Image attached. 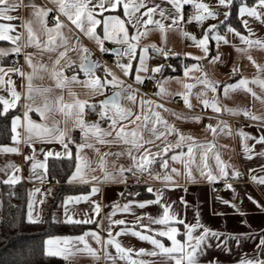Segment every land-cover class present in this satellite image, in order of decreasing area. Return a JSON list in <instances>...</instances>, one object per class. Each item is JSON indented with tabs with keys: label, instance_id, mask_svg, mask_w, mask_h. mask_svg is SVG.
<instances>
[{
	"label": "snow or ice",
	"instance_id": "snow-or-ice-1",
	"mask_svg": "<svg viewBox=\"0 0 264 264\" xmlns=\"http://www.w3.org/2000/svg\"><path fill=\"white\" fill-rule=\"evenodd\" d=\"M50 2L54 7L49 8L38 4L36 0H27V3L24 0H0V41L11 43V47L0 48V57H8L10 54L17 57L23 55L24 64L31 69V71H25L22 66H19L18 59L14 60L10 66H0V117L7 119L8 116H11V139L17 145L14 147L0 145V152L19 153L18 145L20 143L27 145L32 154L26 155L24 158L26 161H31L30 172L34 173L36 169H44V172L39 176H32L41 182H44L48 177L46 163L48 158H59L67 154L69 159L74 158L75 160V169L71 175H68L67 182L71 184L78 181L83 185L91 184L90 190H86L80 195L67 196L63 201L65 205L63 222L74 227H85L86 230L77 236H49L43 241V251L39 255L69 259L79 253H87L99 259V254L102 252L106 264H117L118 260L126 261L127 264H222L217 257L209 258L210 250L215 249L218 252L231 254V242L234 241L239 247L245 240H252L256 242L254 254L251 258L245 254L237 264H264V230L227 232L214 229L202 223L198 209L195 211L194 222H187L184 217L179 215L177 202H169L165 199L167 190L180 187L174 177L184 175L187 181H194L197 178L194 173H199V178L206 179L209 183L223 181L225 189H230L234 198L233 200H224L218 197V199H221L224 205L231 207L239 216L246 217V213L234 202L237 196L236 188L227 182L229 169H231L233 178H239L241 173L235 165L229 164L221 158L214 144L218 135H232V128L222 120L218 121L216 125H204L203 130L211 132L213 140L202 142L191 132L186 133L174 123H170L164 118L162 111L170 113L179 120L191 121L193 124H203V116L173 112L163 104L146 99L138 88H133V84L143 85L146 81H155L154 86L157 91L154 94L163 96L166 94L165 83L174 79L176 82L182 83L184 89L174 95L182 97L184 105L190 110L194 111L198 104L202 103L205 109L211 108L217 114L227 112L239 115L242 113L243 116L253 121H259L255 125L260 133L258 136L250 135L243 128L236 129V132L240 137L243 153L247 159L256 155L264 157V114L258 115L248 108H230L227 105H221L219 99L221 89L225 98L229 97L232 92L243 90L264 104V64L258 63L249 54V49L253 47L264 50V37L253 38L255 33L250 26L249 19L264 25V0H254L251 5L247 3V0H243L237 7V17L247 35H244L230 22L236 0H212L215 8L210 2H204V0H164L167 5H170V8L161 7L159 3H156V0H151V2L149 0H50ZM21 6L30 9L32 16L44 26L47 42L41 45L34 34L31 26L32 21L26 20L20 27L26 30L28 38L21 44L24 34L16 31V25L12 23L19 17L10 14ZM185 6H190L192 11L186 12ZM219 9L225 10L221 12ZM53 11L56 15L52 17L53 26L49 28L46 18ZM157 13L159 18H155ZM221 15L223 16L222 20L208 24L206 28L203 27L207 20L217 19ZM61 17L66 18L68 23H65ZM166 21L170 22L166 23ZM193 21L201 27L202 35L197 36L185 30L184 25ZM220 28L224 29V34L218 31ZM62 29H67L70 35L66 37ZM169 30H179L186 40L191 41V46L198 48L201 54L193 56L188 52L171 51L164 40L165 33ZM154 31L160 33L161 44L143 43V40L149 38ZM14 32L15 35H12L11 33ZM77 33L93 41L101 55L111 54L114 57V67L106 61L92 59V50L80 42V36ZM229 34L232 36V40L228 38ZM57 37H59L60 44H57ZM237 38L241 45L246 47L233 43ZM107 41L113 42L116 46L106 47L105 42ZM210 41H215V54L211 52ZM32 45L48 52L58 51V55L51 61V67L44 63H34L35 54L27 51V48ZM221 45L233 47L238 53L245 55L256 68V75L251 79L245 77L242 75V66L233 63L227 75L229 81L234 82L210 78L204 71V62L212 66L226 65V61L222 58ZM61 47L63 50H60ZM70 52L76 55L78 63L68 55ZM149 52L165 61L172 58L178 59L181 55L191 56L196 63L184 65L183 76L187 78L193 72H199L200 75L193 78L194 83L183 82L180 77H165L163 76L165 69L174 72L177 70L176 67L169 63L150 65ZM65 70L72 71L73 75L65 76ZM41 73L49 74L53 81L51 87L34 86L33 79L39 77ZM78 73H83V80L79 79ZM157 74L162 79H157ZM121 75L127 80H131L132 83L121 79ZM14 76H19L20 80L24 82L19 84L22 90H18V82L14 80ZM237 77L239 78L237 79ZM73 82L80 84L92 95L103 96L109 86L119 90L113 92L112 95L104 96L98 101V104H89L87 100L76 98H73L69 103L64 101L62 95L57 96L55 100H50V94L54 89H63ZM250 84L258 85L261 93L258 94L252 87H249ZM196 85L202 87L199 92L195 93L198 104L194 105L189 97ZM123 93H127V95L124 96ZM37 94L43 97L42 104H37ZM70 95L74 94L70 93ZM137 96L140 97V112L122 107V99L135 103ZM21 102L22 116L13 115L11 112L13 109L17 113L20 112ZM97 108H99L98 112ZM86 109L96 113L95 121L85 120ZM55 111H59L63 115L65 127L59 126L60 121L53 116ZM33 112L38 113L45 123L34 121L30 115ZM50 118L51 126H48L46 122ZM137 121L141 123L138 124ZM68 122H71L72 129L78 128L81 132V143L75 145L74 157L70 150V144L75 143V140L71 135L72 129L66 126ZM102 122H107L108 127L102 128ZM128 125H134L131 131L128 130ZM20 127H23L27 133L22 138L18 132ZM144 131L150 135L145 137ZM89 140L100 144L123 143L129 147L126 152L103 154H99V149L96 148L99 158L97 168H92L87 158L81 155L82 149L95 148L94 143H90ZM250 140L261 146L259 153L254 151V146H249L248 141ZM37 141L59 143L63 151L42 147L37 153L36 148L33 147ZM185 146L187 151H184ZM38 155L43 156L44 160H38ZM124 155H127L129 159L128 165L121 164L116 167V161H113L112 170L109 171L106 167V157ZM210 157L215 160V169L209 164ZM175 163L182 165V170L172 166ZM156 165L163 170V174L154 172ZM5 168L11 169L13 173L20 171L19 165L14 163H9ZM137 172L147 174L150 179L161 182L162 186L159 188H154L151 185L146 187V191L153 194L154 199L142 201L127 199V202L123 204L113 201L110 205L100 202L98 199L101 192L99 185L124 184L126 190L128 182L126 174L132 173L133 177H136ZM247 174L251 182L264 189V164L260 165L258 173L255 169H248ZM21 179L19 175H9L3 183L16 185ZM136 179L139 183V178L136 177ZM57 182L59 183V181ZM34 192H40V189H33L29 192L27 220L31 224H38L41 221L39 213L33 211L32 195ZM50 192L51 189H49ZM12 195L14 193H9V196ZM118 195L124 198L125 192L122 191ZM128 196L137 197L139 193L129 192ZM247 198L261 212H264V204L255 200L250 194H247ZM81 201L88 204V209L85 210L83 217L76 218L68 214L66 206L70 202L79 203ZM179 204L184 206L185 212L190 206L183 197L180 198ZM150 205H158L160 213L153 216L147 212L141 215H136L133 212V207L143 210ZM105 207L111 208L106 216L102 215V209ZM130 212H133L134 216L131 223L138 226L140 230L136 227H129L125 219L114 218L117 213ZM215 214L223 215V213ZM145 218L148 223L143 222ZM15 220L14 216L0 217V226L14 227L16 226ZM53 220H55V216H53ZM241 224L251 228L247 219H242ZM89 225L94 227H87ZM179 226H182L183 231ZM116 228L119 230L114 231ZM102 233H107V235ZM123 234H131L141 241H147L153 246V249L139 248L135 250L136 255L133 257L131 254L134 249L123 246L117 239ZM157 237H166L171 241L170 246H166L162 239ZM178 237H182V239ZM89 238L99 247L93 248L89 243ZM109 247L115 249V254L109 251ZM145 254L157 257V260L139 258ZM37 259L38 253L35 249H25L21 246L13 258L10 261H5L4 264H36Z\"/></svg>",
	"mask_w": 264,
	"mask_h": 264
},
{
	"label": "crops",
	"instance_id": "crops-1",
	"mask_svg": "<svg viewBox=\"0 0 264 264\" xmlns=\"http://www.w3.org/2000/svg\"><path fill=\"white\" fill-rule=\"evenodd\" d=\"M25 3H27V0H24ZM38 4L44 5L46 7H54V5L50 2V0H36ZM151 2V0H149ZM204 2H210L212 6L215 8L214 2L212 0H204ZM156 3H159L161 7L170 8V5H167L164 0H156ZM252 4V3H251ZM249 4V5H251ZM223 10V9H219ZM186 12L192 11L191 7L189 9L185 8ZM13 16H18L19 19H16L12 21L14 25H16V31L23 32V38L21 40V44H23L27 40V32L25 29L21 28L20 25L24 23L26 20L32 21V28L34 31V34L36 38L40 41L41 45L45 42H47V33L44 32V26L40 24V22L31 14V10L28 8H25L21 6L18 10L13 11L10 13ZM155 18H159V14H156ZM223 18V16H222ZM65 23H68L66 18L62 17ZM250 19V26L253 28V32L255 33V36L253 38H259L264 37V25L259 24L258 22L252 21ZM170 21H166V23H169ZM217 23V19H209L207 20L203 27H207L208 24ZM46 24L47 27L51 28L53 26L52 19H49V17L46 18ZM240 30L244 35H247L246 30L243 28ZM184 28L189 33L195 34L197 36L202 35L201 27L197 25L195 21L192 23L184 25ZM65 36H69L67 29H62ZM218 31L221 34H224V29H218ZM102 32V28H101ZM12 35H15L14 33H11ZM80 36V42L83 43L84 46L88 47L89 49L94 48L97 49L94 42L88 40L87 37H84L82 34L77 33ZM230 40H232V36L229 34L228 37ZM164 40L171 51L177 52V53H192L193 56L200 55L201 52L198 48L195 46H191V41L186 40L180 33L179 30H169L165 33ZM74 43V41H72ZM143 43H156L157 45L161 44V35L158 31H154L149 38H145L143 40ZM238 46L246 47L245 45H241L239 39L233 41ZM57 44H60L59 37H57ZM105 46L108 48L115 47L116 45L111 42L107 41L105 42ZM4 47H11V43L7 41H0V48ZM210 49L213 54H215L216 51V44L215 41H210ZM60 50H63L62 47ZM28 52L34 53V63H44L51 67V61L55 59L56 55H58L57 52H48L47 50L43 48H37L35 45L29 46L27 48ZM221 52L223 53V60L226 61L225 64H219L217 66L209 65L207 62H204V71L207 72L210 78L218 79L220 81L224 82H234L229 81L228 73L231 70L232 64L236 63L240 66H242L243 71L242 75L245 77L251 79L256 75V68L248 61L245 55L238 53L235 48L230 46H224L221 45ZM249 54L253 56V58L260 64H264V50L258 49L256 47H253L249 49ZM68 55L72 56L74 60H77L78 58L74 53H68ZM11 54L8 57H0V66H10L9 64V58ZM149 56L151 59L149 60L150 65H156L159 63H163V59L160 57H157L154 53L149 52ZM51 57V59H50ZM177 63H180V66L178 68V71H168L165 69L163 76L165 77H180L183 82L187 83H194V77L199 76V72H193L190 74L189 77L185 78L183 76V66L184 65H190L192 63H196V61L191 56H183L181 55L178 59L176 58ZM185 60H188L187 63H184ZM170 64V63H169ZM25 71H31L27 67V65L24 64V60L22 59L21 65ZM65 76L71 77L73 75L72 71L65 70L64 73ZM79 79L83 80V73H78ZM14 80L18 82V90H22L19 87L20 83H24L20 80L19 76H14ZM239 77H237L238 79ZM157 79H162V77L157 74ZM155 82V81H154ZM33 84L36 87H51L53 84V81L51 80L48 73H41L39 77H36L33 79ZM166 89V94L163 96H147L144 95L146 99H152L156 101L157 103L163 104L166 108L172 110L173 112H181L185 114H192V115H201L204 117L203 124H193L191 121H184L179 120L176 117L172 116L170 113H164L162 110V115L165 119H167L170 123H174L177 127H179L184 132H191L198 140L204 141H212L213 136L211 132H206L203 130V126L207 124L216 125L218 121L222 120L227 122V124L232 128V135H225L220 134L218 135L215 140L214 144L216 146V151L219 152L221 155V158L226 161L229 164L235 165L236 168L239 171H244L247 178V170L248 169H255L259 170V167L261 164H264V157H259L258 155L252 156L251 159H247L243 153V147L240 143V137L238 133L236 132V129L243 128L244 131L248 132L252 136H258L260 133L257 131V128L255 125L259 123V121H253L250 118H247L243 116V114L234 115L227 112H222L220 114L214 113L211 108H204L203 104H198L196 100L195 93L199 92L201 89V85H196L193 90L192 94H190V100L194 105L198 106L195 108V110L188 109L184 103L182 97L177 94L181 91H184L182 83L176 82V80H170L165 83L164 85ZM249 87H252L254 91H256L258 94L261 93V90L258 85L250 84ZM109 89V88H108ZM108 89L105 91L104 95H92L87 92V89L82 87L78 83H70L63 89H54L52 93L50 94V100H55L57 96H63V99L65 102H71L73 98L76 99H82L87 100L89 104L97 103L101 100L104 96L108 95L111 92H108ZM119 89H115V91H118ZM113 91V92H115ZM157 91L156 88H154V93ZM70 93L74 95H70ZM141 93V92H140ZM142 94V93H141ZM124 96L127 95V93H123ZM219 99L221 105H227L230 108H248L251 109L254 113L261 115L264 114V104H261L259 100H255L250 94L245 93L243 90H238L235 92H232L229 97L225 98L222 93V89L220 90ZM140 97L137 96V99L135 103L132 101H128L127 99L121 100V105L124 108L131 109L134 112H140ZM36 102L37 104L43 103V97L39 94L36 95ZM87 110V109H86ZM159 110V109H158ZM99 111V108H97V112ZM23 113V107L21 102L20 112L17 113L22 116ZM16 115V114H15ZM31 118L36 121L37 123H45L41 120V117L38 113H30ZM53 116L56 120L60 121L59 126L65 127V120L62 114L59 113V111H55L53 113ZM209 117H212V119H209ZM97 119V115L95 113L94 116L90 117L89 113L86 111L85 120L87 121H95ZM239 120H246V122L241 125L239 124ZM48 126H51V118L46 122ZM127 123V122H125ZM137 123H141L140 121H137ZM69 129H72L71 122H68L66 125ZM102 128H107L108 124L107 122L101 123ZM128 130L131 131V129L134 127V125H128ZM150 127V125H149ZM10 128H11V122H10ZM139 131V129H138ZM18 132L21 135V138L27 133L25 132V129L23 127L18 128ZM71 135L73 139L75 140V143L70 144V150L73 153V157L75 155V145L77 143H81V132L80 129H72ZM143 135L145 137H148L150 133L147 131L143 132ZM111 139V138H108ZM171 139V137H170ZM90 143H94L95 148L89 149L85 148L82 149L81 155L83 157H86L89 161L90 167L97 168V161L99 158V154H103L106 152H121L127 150L129 147L128 145H125L123 143H113V144H100L94 140H89ZM248 144L250 147L254 146V151L256 153H259L260 151V145H256L254 141H248ZM0 145H6L9 147L17 146L14 144V142L11 141L9 143L0 144ZM20 151L19 153H4L0 152V155L3 156L5 159H8L12 161V163L19 165L20 171L18 173H13L10 169L9 173L6 175L5 179L8 178L9 175H19L21 176V180L25 181L29 185V192L33 189H40V192H34L32 195L33 199V211L39 213V218L41 219L45 213L46 204L48 203L53 188L58 184L56 181L53 184H50V179L47 177V179L44 182H41L39 179L32 178L33 175L39 176L42 172H44V169H36L33 172H30V166L31 161H26L25 156H30L31 149L28 148L27 145L20 143L18 145ZM33 147L36 148L37 153L39 152L40 148L45 149H54L55 151H63L62 146L59 143H40L35 142L33 144ZM96 148L99 149V154L96 152ZM184 151H187V147L185 146ZM62 157L69 158L67 154L63 155ZM37 159L40 161L44 160L43 156L38 155ZM106 167L109 171L112 170V162L116 161V167H119L121 164L127 166L129 163V159L127 155L116 157V156H108L106 157ZM47 163V161H46ZM209 164L210 166L215 169V160L213 158H209ZM172 166L180 168L182 170V165L179 163H175ZM75 169V160H74V168ZM72 170V171H73ZM154 172H159L163 174V170L159 168L158 165L154 166ZM98 174V173H97ZM71 175V173H70ZM128 176V182H127V189L125 190L124 184H101L100 189L101 192L98 196V199L100 202H102L105 205H110L113 201H119L121 204L127 202V199H136V200H145V199H154L153 194H150L146 191V187L151 185L154 188L161 187V182L150 179L147 174L144 175L143 182L137 183L136 177H133L132 173H127ZM194 175L197 177L194 181H187L184 177V175L176 176L174 179L179 183L180 187L176 189H169L166 191L165 199H167L169 202L176 201L177 202V211L181 217H184L187 222H194L195 220V211L198 209L200 213V219L202 223L206 224L207 226L218 229L221 231H227V232H247L250 230L260 231L264 230V212H261L255 204H253L251 201L248 200L247 194H250L255 200L259 201L260 203L264 204V189L257 186V184L253 182H238L233 184V186L237 190V196L235 198V203H237L243 212L246 213V217L239 216L231 207L224 205L221 202L222 198L224 200H233V192L230 189H225L224 182L223 181H217L214 183H209L206 179L199 178V173H194ZM229 177H231V169H229ZM20 180V181H21ZM250 180V179H249ZM66 184L73 185V186H80L85 187V189L81 192H78L76 194H70L67 196H75L80 195L84 193L86 190H90L91 184L83 185L79 183L78 181L73 183H68L66 181ZM221 187V188H219ZM49 189H51V192L49 193ZM187 189V191H185ZM124 191L125 197L121 198L119 197L118 193ZM129 192H136L139 193V196L137 197H131L128 196ZM143 194H148L147 196H144ZM65 197L62 199L60 205L57 209H55L52 212V215L55 216V220L64 221L65 219V205L63 203ZM183 197L186 201H188V204L190 205L186 212L184 209V206L182 204H179L180 198ZM43 201V203H41ZM68 214L73 215L76 218H82L84 215L85 210L88 209L87 202L81 201L79 203L76 202H70L67 206ZM111 211L110 207H105L102 209V215L106 216L108 212ZM160 209L158 205H150L147 206L145 209L141 210L136 207H133V212L136 215H141L144 212H147L153 216H156L160 213ZM133 212L130 213H117L114 218L116 219H125L128 222L129 227H136L138 230V226L133 225L131 221L134 219ZM28 213V204H27V210H26V217ZM215 213H223V215H217ZM247 219L248 224L251 225V228L249 229L248 226L242 225L241 220ZM144 223H148L147 219L145 218ZM105 223L107 221L105 220ZM89 227H94L93 225H90ZM155 227V226H153ZM181 228V231H183L182 226H179ZM86 230V229H85ZM119 229L116 228L114 231H118ZM83 232V231H82ZM81 232V233H82ZM79 234L74 235H56V236H77ZM103 235H107V233H102ZM151 234V233H149ZM48 238V237H47ZM46 238V239H47ZM160 238V237H157ZM181 238L182 237H178ZM125 247H131L134 249L133 257H135L136 253L135 250L139 248H144L146 250H152L153 246L147 242V241H141L137 237L132 236L131 234H123L121 237H118ZM162 241L166 244V246H170L171 241L167 240L166 237L160 238ZM258 242V241H257ZM89 243L92 245L93 248H98L99 246L95 244L94 241H92L89 238ZM256 242H253L252 240H245L241 246H237L235 242L230 243V247L232 249L231 254L224 253V252H218L215 249L210 250V257H217L221 260L222 264H237V262L240 260L242 256H245L247 254L248 258H251L254 254ZM82 247V246H81ZM109 251L112 254H115V249L109 247ZM100 258L97 259L93 257L90 254L87 253H79L75 256L70 257L69 259H64L62 257H57L60 259V264H106L105 260L103 259L102 252L99 254ZM140 259L144 260H157V257H150L148 255H142L139 257ZM117 264H127L126 261H117Z\"/></svg>",
	"mask_w": 264,
	"mask_h": 264
},
{
	"label": "trees",
	"instance_id": "trees-1",
	"mask_svg": "<svg viewBox=\"0 0 264 264\" xmlns=\"http://www.w3.org/2000/svg\"><path fill=\"white\" fill-rule=\"evenodd\" d=\"M240 2H243V0H236V6L233 7L232 15L230 17V22L238 30H242L240 20L236 14ZM253 2L254 0H247L248 4ZM185 8L189 9L190 6H185ZM224 10L225 9L220 11L223 12ZM222 19V15L217 18V20ZM187 62L188 60L184 61V63ZM169 63L176 67V71H178L180 63H177L176 58L170 59ZM167 70L171 71L170 69ZM110 87L111 86H109V88ZM86 111L89 113L90 117L95 115V112H92L91 110L87 109ZM11 112L13 115L17 114L14 109L11 110ZM10 122L11 116H8L7 119L0 117V144L9 143L11 141ZM9 163H12V161L5 159L0 155V217L10 218L14 216L16 218V226L11 228L0 226V264H4L5 261H10L21 246L25 249L33 248L36 250L38 253L36 264H60V259L57 257H45L39 254L43 251V241L47 237L56 235H74L85 230V227H74L65 224L63 221L53 220L52 215V212L58 208L62 199L66 195L76 194L85 189V187L66 184L67 177L74 168V158H48V178L50 180L54 179L56 182L59 181V183L57 182L58 184L53 188L51 197L46 204L45 213L40 219L41 222L38 224L29 223L26 217L29 199L28 183L23 180L16 185H6L3 183L6 175L10 171V169L5 168ZM9 193H14V195L9 196ZM143 195L147 196L148 194Z\"/></svg>",
	"mask_w": 264,
	"mask_h": 264
},
{
	"label": "built area",
	"instance_id": "built-area-1",
	"mask_svg": "<svg viewBox=\"0 0 264 264\" xmlns=\"http://www.w3.org/2000/svg\"><path fill=\"white\" fill-rule=\"evenodd\" d=\"M52 8V7H51ZM56 13L55 11H53L50 15H49V19H52L53 16H55ZM92 50V59L96 60V59H100V60H103V61H106L110 66H113L114 67V57L111 55V54H106V55H101L99 50L97 49H94V48H91ZM19 60V65H21L22 63V59H23V55H20L19 57L15 56L14 54H11L10 58H9V64L11 65L13 63L14 60ZM163 63H169V60L165 61L163 60ZM118 75H120L118 73ZM121 79H126L125 77H123L121 75ZM128 83H132L131 80H127ZM155 82L154 81H146L143 85H137V84H133V88H138L139 89V92H141L142 94L144 95H147V96H154V88H155ZM116 88H113V87H110L108 89V92H113L115 91ZM246 122V120H239V124L243 125L244 123ZM241 173L240 177L239 178H233V177H229L228 178V183H231V184H235V183H238V182H250V180L247 178L246 174L244 173V171H239ZM144 175L145 174H141L139 172L136 173V177L139 178V183L141 184L143 182V179H144ZM55 183V180L54 179H51L50 180V184H53ZM221 188V187H219Z\"/></svg>",
	"mask_w": 264,
	"mask_h": 264
},
{
	"label": "water",
	"instance_id": "water-1",
	"mask_svg": "<svg viewBox=\"0 0 264 264\" xmlns=\"http://www.w3.org/2000/svg\"><path fill=\"white\" fill-rule=\"evenodd\" d=\"M112 93H113V92L109 93L108 95H112ZM108 95H106V96H108ZM103 98H104V97H103ZM103 98H102V99H103Z\"/></svg>",
	"mask_w": 264,
	"mask_h": 264
},
{
	"label": "rangeland",
	"instance_id": "rangeland-1",
	"mask_svg": "<svg viewBox=\"0 0 264 264\" xmlns=\"http://www.w3.org/2000/svg\"><path fill=\"white\" fill-rule=\"evenodd\" d=\"M42 1H44V0H42ZM51 8V7H50ZM61 19H62V17H61Z\"/></svg>",
	"mask_w": 264,
	"mask_h": 264
}]
</instances>
